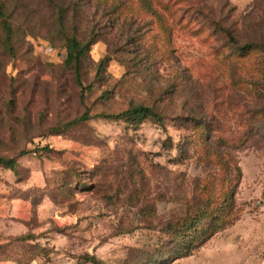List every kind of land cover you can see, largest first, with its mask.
<instances>
[{
	"label": "rangeland",
	"instance_id": "1",
	"mask_svg": "<svg viewBox=\"0 0 264 264\" xmlns=\"http://www.w3.org/2000/svg\"><path fill=\"white\" fill-rule=\"evenodd\" d=\"M0 5V157L17 162L0 167V264H264V0ZM66 36L91 43L83 89ZM134 105L162 123L98 117ZM225 196L224 228L178 248Z\"/></svg>",
	"mask_w": 264,
	"mask_h": 264
},
{
	"label": "trees",
	"instance_id": "2",
	"mask_svg": "<svg viewBox=\"0 0 264 264\" xmlns=\"http://www.w3.org/2000/svg\"><path fill=\"white\" fill-rule=\"evenodd\" d=\"M0 17H3V12L0 5ZM59 24L62 26V18L59 17ZM3 29L5 31V47L9 53H13V47L11 45V28L7 21H4L3 23ZM91 43L88 42H81L74 36H66L65 37V49H66V59L65 64L70 67V69L73 72L75 83L78 87L81 89L84 88L82 83V77H81V65L83 58L85 57L86 53L89 50ZM247 48H250V45H247ZM243 49V48H241ZM103 64V61H100L99 67H101ZM102 68H97V72H100ZM101 119L109 120V121H124L128 125L136 128L138 127L142 122L149 120L153 123H162V116L157 113L152 107L143 106V105H134L130 106L127 110L114 113V114H100L98 115ZM91 119V116L88 113V110L85 109L84 113L71 120L70 122L66 123L61 129L58 130L57 133H62L66 130L72 129L77 127L80 124L86 123ZM203 124V123H202ZM204 140L207 141V143H210L211 141L208 138V135L206 134L204 136ZM216 149L218 147H226V144H224L221 140H218L215 143H212ZM46 148H35L33 150L34 153H45ZM25 155V153L21 154ZM0 167L3 169L9 170L12 173L16 172L17 162L15 159L12 158H4L0 157ZM20 199V198H18ZM24 200H28L29 203L34 205V203L30 199L21 198ZM212 200H202L200 204L203 206L202 209L199 210V213L191 218H186L178 228V230H175L176 233V240L180 239L182 242L185 243V246L182 247L181 243L177 246L178 248L181 247L183 249H191L195 246H197L195 243L199 238L208 239L210 238L217 229H222L224 226L228 223H225V217L223 216V208H225L228 204L233 205V198L232 196L229 198V196H225L223 198V201L218 206L217 214L213 213L211 210V207L209 204H211ZM209 208V209H208ZM206 220V222H202ZM175 229V228H174ZM203 242V241H202Z\"/></svg>",
	"mask_w": 264,
	"mask_h": 264
}]
</instances>
